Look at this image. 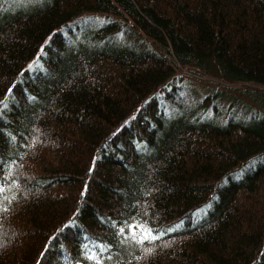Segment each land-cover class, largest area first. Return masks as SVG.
<instances>
[{"label": "trees", "instance_id": "1", "mask_svg": "<svg viewBox=\"0 0 264 264\" xmlns=\"http://www.w3.org/2000/svg\"><path fill=\"white\" fill-rule=\"evenodd\" d=\"M0 264H264V0H0Z\"/></svg>", "mask_w": 264, "mask_h": 264}, {"label": "rangeland", "instance_id": "2", "mask_svg": "<svg viewBox=\"0 0 264 264\" xmlns=\"http://www.w3.org/2000/svg\"><path fill=\"white\" fill-rule=\"evenodd\" d=\"M185 75V74H184ZM194 82V87L196 89H200V84L198 82L192 81V83Z\"/></svg>", "mask_w": 264, "mask_h": 264}]
</instances>
